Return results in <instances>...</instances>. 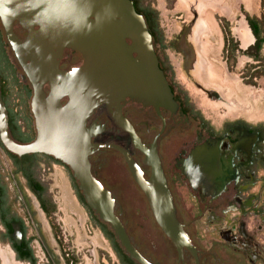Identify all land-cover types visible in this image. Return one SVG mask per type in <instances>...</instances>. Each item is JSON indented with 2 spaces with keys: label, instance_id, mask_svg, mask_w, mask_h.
<instances>
[{
  "label": "flooded vegetation",
  "instance_id": "af4514ba",
  "mask_svg": "<svg viewBox=\"0 0 264 264\" xmlns=\"http://www.w3.org/2000/svg\"><path fill=\"white\" fill-rule=\"evenodd\" d=\"M131 1L143 13L146 8L153 11L151 16L156 22L151 28L153 47L158 67L167 81L176 107L155 108L126 99L120 104L121 117L132 128L141 146L156 157L177 218L197 250L198 263L264 264V124H250L236 119L215 127L205 119L188 93L175 84V68L169 62L167 53L171 46L172 49L182 51L181 45L173 44L172 39L177 36L183 39L182 36H185L192 24L195 25L196 19L191 21L190 26L186 22L183 29L171 33L169 37L165 32L166 21L164 20L163 25L161 23L163 18L156 0H153L156 7L152 2L146 3L144 0ZM211 1L218 5L220 0H206L207 3H214ZM175 2L176 0H171L168 3L164 0L165 9H171ZM260 14H248L243 10L245 21L246 17ZM171 19L185 21L178 14L170 16L169 20ZM214 19L224 61L223 56L230 49V43H237L234 48L235 65L241 55L236 48L241 49V43L232 33V23L224 15H215ZM13 31L19 39L26 35L16 23ZM245 32L248 37V32ZM254 42L255 39L252 43L245 44L244 50ZM225 46L228 48L225 49ZM81 63L82 57L77 51L66 49L58 66L60 69L69 70ZM228 64L226 63L228 69L234 67ZM46 88L47 86V91ZM0 92L7 112L10 137L16 143L30 142L36 134L30 109L31 87L4 36L1 22ZM86 127L94 129L91 142L99 145L89 155L90 171L109 191L115 212L137 252L150 264H196L185 248L182 249L181 259H178L176 248L163 233L160 238L162 241H149L146 250L140 243V238L136 241L137 237L127 225L129 217L124 218V212L131 204L128 202L130 198L125 201L124 194H134L135 210H147L151 214L150 208L125 156L116 148L106 145L119 147L140 170L144 181L150 179L151 167L145 163V154L141 148L117 124L105 104L96 108L87 120ZM41 161L58 163L66 167L71 175L68 167L52 156L43 153L17 156L8 152L0 142V245H6L15 259L28 264L32 261L38 264L34 253L35 246L40 249L42 247L48 254L41 240V225L37 219L38 213H46L48 209L44 187L36 178ZM112 165L118 166L119 173L112 172ZM118 177L124 181L122 186L116 184ZM71 180L75 194L82 203L80 191L72 175ZM118 193L123 196L121 200L116 197ZM30 194L35 205L29 201ZM82 204L87 211L90 210L85 203ZM88 213L90 214L89 211ZM94 225L108 241L118 264H138L128 257L108 225L103 223L106 230Z\"/></svg>",
  "mask_w": 264,
  "mask_h": 264
},
{
  "label": "water",
  "instance_id": "95a60500",
  "mask_svg": "<svg viewBox=\"0 0 264 264\" xmlns=\"http://www.w3.org/2000/svg\"><path fill=\"white\" fill-rule=\"evenodd\" d=\"M0 17H4L0 20L4 36L31 87L30 109L36 131L30 142L20 144L12 140L0 92V142L3 147L17 156L43 153L67 166L85 205L98 220L109 226L128 257L138 264H150L130 243L115 212L113 198L90 171L89 155L99 145L91 142L95 131L87 128L86 123L96 108L105 104L117 124L145 154V163L151 167L150 179L141 178L140 170L119 147L106 146L116 148L125 156L155 223L176 248L178 259L185 248L199 264L197 250L177 218L156 157L141 146L120 114V104L126 99L155 108L176 107L158 67L145 19L136 12L133 2L0 0ZM199 21L195 25L201 30ZM243 22L248 27L243 19L235 35L242 50L246 48ZM14 23L26 32L23 39L14 33ZM191 34L190 27L183 40ZM253 40L251 38L246 44ZM66 49L81 55L79 66L69 70L59 68V60ZM41 240L54 264H58L42 235Z\"/></svg>",
  "mask_w": 264,
  "mask_h": 264
},
{
  "label": "rangeland",
  "instance_id": "374dc122",
  "mask_svg": "<svg viewBox=\"0 0 264 264\" xmlns=\"http://www.w3.org/2000/svg\"><path fill=\"white\" fill-rule=\"evenodd\" d=\"M144 1L152 2L156 7L153 0ZM167 1L169 3L171 0ZM185 1L174 15L181 16L189 26L194 18L196 25L200 20L199 24L204 30H198L195 25L191 27L192 34L187 39L183 40L178 36L172 39L173 44H180L182 47V51L172 49V46L167 50L169 62L175 68V84L188 93L195 107L215 127L236 119L250 124H264V76L256 81L255 86L243 82L241 73L250 61L245 55L238 56L233 68H227L222 59L214 19L215 15L226 16L232 23V33L235 36L236 29L244 19L243 10L248 14L258 15L261 13L260 1L220 0L218 5L215 1ZM167 36L170 37L171 34ZM110 168L112 172L119 173L118 166L112 165ZM36 178L44 187L49 210V215L42 211L41 214L38 213L37 219L40 221L41 234L57 263L67 264V259H72L74 264H118L108 241L93 224L87 209L77 198L67 168L51 161H41ZM115 181L120 186L124 183L119 177ZM124 195L125 201L130 198L128 202L131 203L124 212V218L129 217L127 225L137 237L136 241L140 238L145 250L149 241L161 242L163 234L149 211L135 210L134 194L130 192ZM116 197L119 200L123 198L120 193ZM28 198L35 205L31 194ZM34 253L38 264H54L42 247L40 249L35 246ZM0 254V264H28L15 259L6 245H0Z\"/></svg>",
  "mask_w": 264,
  "mask_h": 264
},
{
  "label": "trees",
  "instance_id": "16d2710c",
  "mask_svg": "<svg viewBox=\"0 0 264 264\" xmlns=\"http://www.w3.org/2000/svg\"><path fill=\"white\" fill-rule=\"evenodd\" d=\"M134 7H135L136 12L139 13L140 15H142L143 18L145 19L149 33L152 37L153 33L151 32V28L156 23L154 17L151 16V14H153V11L149 8H146L145 13H143V12L138 10V7L135 6V4H134ZM260 7L262 9L260 16L246 17V21L250 27V30L252 32L254 39H255L254 44L251 45L246 50L238 49V47L236 48V51L239 54L245 55L246 57H248L250 59V61L247 62V64L243 68V71L241 73V78L245 84L252 85V86H255L256 81L259 78L264 76V53H263V49H264V0H260ZM228 38L229 37L227 36V39ZM236 44L237 43H233L231 45V43H230V46H231L230 49L229 50L227 49L228 51L225 52L224 56H223L226 63H229L228 64L229 66L230 65L233 66L234 63L236 62V57H235V53H234V48H235ZM226 48H228V47L225 46V49ZM79 197L82 200V203H84L82 196L80 195ZM88 211L90 212V214L92 216V220H93L94 224L100 226V228L102 230H106L103 223L93 215V212L91 210H88ZM46 213H47V215H49L48 209H46ZM110 236L112 238L111 234H110ZM66 256H68V255H66ZM31 264H34L33 261ZM67 264H74V262L72 261V259L71 260L67 259Z\"/></svg>",
  "mask_w": 264,
  "mask_h": 264
},
{
  "label": "crops",
  "instance_id": "0c3cea01",
  "mask_svg": "<svg viewBox=\"0 0 264 264\" xmlns=\"http://www.w3.org/2000/svg\"><path fill=\"white\" fill-rule=\"evenodd\" d=\"M156 1H157V8L160 10L161 17L163 18V20L161 21L162 25L164 23V20L166 21V23H165V25L167 27L165 30L166 34L169 35L173 32H177V31H180L181 29H183L186 21L177 22L176 20H173V19L169 20V17L170 16L173 17V15L181 9L180 4L186 3V1L185 0H176V2L173 4L171 9H165L164 0H156ZM200 29L204 30V27H200ZM262 244L264 246V242Z\"/></svg>",
  "mask_w": 264,
  "mask_h": 264
},
{
  "label": "bare ground",
  "instance_id": "6f19581e",
  "mask_svg": "<svg viewBox=\"0 0 264 264\" xmlns=\"http://www.w3.org/2000/svg\"><path fill=\"white\" fill-rule=\"evenodd\" d=\"M242 26H244L245 29H244V27H242ZM241 27H242L243 30L247 31V32H248V35H249V36L247 37V35L245 34L246 32L244 31V32H245V33H244L245 36H244V40H243V41H244V42H243V45H245L247 42L251 41V38L253 39V37H252L251 34H249L250 31H249L248 27L246 26L245 22H243V24H241Z\"/></svg>",
  "mask_w": 264,
  "mask_h": 264
},
{
  "label": "clouds",
  "instance_id": "9594fccd",
  "mask_svg": "<svg viewBox=\"0 0 264 264\" xmlns=\"http://www.w3.org/2000/svg\"><path fill=\"white\" fill-rule=\"evenodd\" d=\"M5 11L10 14L9 10L6 9ZM3 19H4V17H0V20H3Z\"/></svg>",
  "mask_w": 264,
  "mask_h": 264
}]
</instances>
